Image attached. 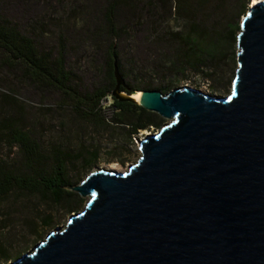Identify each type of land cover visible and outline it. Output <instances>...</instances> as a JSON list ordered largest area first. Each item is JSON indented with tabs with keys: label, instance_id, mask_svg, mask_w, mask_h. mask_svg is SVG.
I'll use <instances>...</instances> for the list:
<instances>
[{
	"label": "water",
	"instance_id": "water-1",
	"mask_svg": "<svg viewBox=\"0 0 264 264\" xmlns=\"http://www.w3.org/2000/svg\"><path fill=\"white\" fill-rule=\"evenodd\" d=\"M232 92L189 87L111 97L171 121L140 142L128 172L100 170L71 189L81 214L10 264H264V0L237 40Z\"/></svg>",
	"mask_w": 264,
	"mask_h": 264
},
{
	"label": "rangeland",
	"instance_id": "rangeland-1",
	"mask_svg": "<svg viewBox=\"0 0 264 264\" xmlns=\"http://www.w3.org/2000/svg\"><path fill=\"white\" fill-rule=\"evenodd\" d=\"M112 0H0V18L17 25L25 34L33 37L45 50L56 51L66 46L67 68L73 74L72 93L82 96L107 85L106 53L104 46H95L90 40L94 27L101 22L102 12ZM117 1V0H116ZM145 2L148 0H144ZM161 9L158 11L159 31L164 43L156 39L148 42L145 35L133 38L125 44L122 55L128 68H135L140 75L135 82L171 84L172 89L189 87L216 98H225L233 88L237 62L226 55L225 63L211 77L188 71L175 76L170 60L175 48L169 33L174 34L182 23L175 18L173 0H153ZM258 0H252L251 4ZM250 4V6H251ZM239 9L233 16V23L241 26ZM128 14L119 9L117 23L125 25ZM147 30V27L141 28ZM169 43V44H168ZM238 50L233 51L237 54ZM110 100L109 105H112ZM75 103L67 95L53 89H40L31 82L21 67L5 66L0 60V172L17 171L24 173L33 167L22 151L12 146L8 135L10 129H17L31 135L40 145L51 171L57 170L60 160L68 159L70 184L65 191L74 195L72 204L67 206L56 202L53 196H35L15 193L7 200H0V242L7 251L0 264H10L22 255L33 251L35 245L45 240L57 228L63 229L72 215L84 212L90 198L71 191L93 173L100 170L126 173L140 159V142L150 134H156L171 121L162 118L158 128L140 131L132 140L126 125L116 123L112 111L104 110L106 123L85 122L74 109ZM90 155H97V160ZM80 158L89 159L84 165ZM46 167V166H45ZM49 218L52 227L46 231L37 220Z\"/></svg>",
	"mask_w": 264,
	"mask_h": 264
},
{
	"label": "trees",
	"instance_id": "trees-1",
	"mask_svg": "<svg viewBox=\"0 0 264 264\" xmlns=\"http://www.w3.org/2000/svg\"><path fill=\"white\" fill-rule=\"evenodd\" d=\"M252 0H173L175 18L182 23L175 33H169L175 42V48L170 60V68L175 76L192 71L213 77L225 63L226 55L230 54V61L237 62V40L241 26L233 23L234 14L240 9L246 15ZM162 10L166 11L165 1L161 0ZM127 12L125 25L117 23L119 9ZM158 7L153 0H112L101 15V22L94 27V34L90 40L95 46H104L106 53L107 85L101 86L92 93L73 97V74L67 68L66 46L63 44L55 52L43 49L37 41L25 34L11 21L0 18V60L5 66L21 67L28 79L40 89H53L67 95L75 103L76 113L85 122L106 123L107 115L102 107V101L111 97L116 88L115 63L118 64L120 74L125 82L121 92L135 95L143 91H159L164 95L173 91L171 84L136 83L140 77L137 69L128 68L127 61L122 55L125 44L133 38L145 35L146 42L156 39L164 43L166 39L160 36ZM147 27V30L141 28ZM169 44V43H168ZM238 50V49H237ZM238 66V65H237ZM113 116L116 123L126 125L129 139L140 131L158 128L162 118L150 113L140 106L119 102L113 99ZM12 146L19 148L26 158L33 164L24 173L15 171L0 172V200H7L15 193H27L35 196H53L56 202L69 206L74 195L65 191L70 186L67 181L69 168L68 159L57 161L60 165L55 171L48 169L46 157L39 144L31 135L15 128L8 132ZM97 160V155L89 156ZM84 165L89 159L80 158ZM46 166V167H45ZM44 231L53 225L49 218L37 220L31 230L38 228ZM7 251L4 243L0 242V258H6Z\"/></svg>",
	"mask_w": 264,
	"mask_h": 264
},
{
	"label": "built area",
	"instance_id": "built-area-1",
	"mask_svg": "<svg viewBox=\"0 0 264 264\" xmlns=\"http://www.w3.org/2000/svg\"><path fill=\"white\" fill-rule=\"evenodd\" d=\"M110 100H113V98L112 97H108V98H106V99H104L103 101H102V107H103V109L105 110H107V111H112V112H114L112 109H111V107H112V105H109V102H110ZM114 104V103H113Z\"/></svg>",
	"mask_w": 264,
	"mask_h": 264
},
{
	"label": "bare ground",
	"instance_id": "bare-ground-1",
	"mask_svg": "<svg viewBox=\"0 0 264 264\" xmlns=\"http://www.w3.org/2000/svg\"><path fill=\"white\" fill-rule=\"evenodd\" d=\"M255 3V2H254ZM123 97H127L126 93L122 94ZM142 98V93L138 92L135 95L131 96V99L137 103H139L141 101Z\"/></svg>",
	"mask_w": 264,
	"mask_h": 264
}]
</instances>
